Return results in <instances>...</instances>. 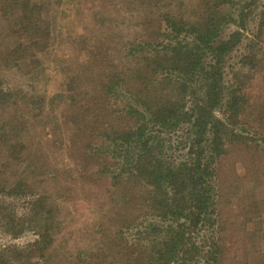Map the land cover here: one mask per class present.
Here are the masks:
<instances>
[{
	"label": "trees",
	"instance_id": "16d2710c",
	"mask_svg": "<svg viewBox=\"0 0 264 264\" xmlns=\"http://www.w3.org/2000/svg\"><path fill=\"white\" fill-rule=\"evenodd\" d=\"M127 1L133 7L139 6L138 12H143L144 18L138 27L151 30L152 36L147 37L144 30V35L135 39L130 51L142 57L138 62L129 64L128 73L116 72L117 76L104 86L105 101L111 97L123 98L120 109H117V104L110 106L112 114L118 115L114 122L121 124H111L107 135H104L101 128L102 111L94 112V125L97 126L95 136L103 137V140L104 136L107 137L103 144L105 152L102 148L96 149V154L106 157L105 174L114 183H133L138 189V181L147 180L148 185L156 184L160 195L156 200L149 192L150 200L137 206V199L128 201L127 194L126 213L123 210L122 214H125L118 216V224L123 225L118 234L123 233L121 241L123 247H127L125 260L128 264H200L198 261L203 258V264H224L220 165L231 153L232 146L251 143L259 147L264 142V135L257 134L263 129L254 133L262 137L254 138L249 131L236 128L243 125L240 118L247 111L245 101H248V97L243 87H237V83L243 84L245 81L237 72L228 85L225 74L228 68H235L236 65L230 63L235 54L241 55V68L258 72L264 67V2ZM45 3L46 0H0V20L11 26V34L8 32L0 38V108L9 103L8 93L3 88V72L26 65L27 60H34L31 63L35 67L39 63L36 58L51 41L52 21L45 11ZM143 6L145 9H142ZM258 7L259 12L255 10ZM256 18H259V34L246 37L243 31H247ZM232 26L235 30L224 36L225 30ZM13 37L15 40L11 39ZM10 39L14 42H10ZM259 45L260 48L256 49ZM132 66H143V69L132 70ZM145 71L151 72L150 75L145 77ZM131 87L135 89L130 90ZM127 99L130 104H124ZM95 104L102 102L95 99ZM79 111L75 127L69 131L73 148L78 137H84L85 128H89L80 108ZM127 121L129 124L125 125ZM75 132H78L77 135ZM175 134L181 136H176L173 141L171 137ZM166 135L172 143L178 142L183 150L188 151L185 162L178 166L166 164L163 152L159 150L164 145L162 140ZM4 138V130H0V143L5 145L0 152V156L5 155V159L0 161V173L6 177L10 169L19 168L26 162L25 157L31 148L28 140H25L27 138L15 141ZM66 178H61L62 186L56 190L59 199ZM34 183L40 185H31L28 180L17 181L12 189L29 196L38 195L37 192L42 189L47 194V190L41 188L45 182ZM2 189H6L5 184H0ZM42 197L34 200L33 209L40 214V220L35 215L31 219L35 227L44 225V232L32 244V251L24 256L13 254L15 261L29 259L37 252L45 259L50 252L52 229L57 224L44 214ZM139 210V216L143 210L150 216L162 212L165 216L158 217L164 228L154 225L150 227L152 231L141 230L136 224L138 217H131L133 212ZM168 215H172L171 218H167ZM154 231L160 236L152 239L151 232ZM206 232V239L198 240ZM112 245L122 247L116 238ZM0 262L4 264L1 259Z\"/></svg>",
	"mask_w": 264,
	"mask_h": 264
},
{
	"label": "rangeland",
	"instance_id": "374dc122",
	"mask_svg": "<svg viewBox=\"0 0 264 264\" xmlns=\"http://www.w3.org/2000/svg\"><path fill=\"white\" fill-rule=\"evenodd\" d=\"M138 8L127 0H46L45 11L52 21L53 35L48 47L36 58L39 63L34 67L31 63L34 60H27L26 65L3 72V88L9 103L0 108V130H4L7 141L27 138L31 148L23 165L10 169L6 177L0 173V184L6 186L0 190V259L4 264L11 261L12 264H128L127 247L121 241L123 233L118 234L123 226L118 224V216L126 213L127 194L128 201L137 199L135 205L139 206L150 200L149 192L156 200L160 192L156 184L148 185L147 180H139L136 189L133 183H114L105 174L106 157L97 155L96 149L102 148L105 152L103 144L107 137L103 140L95 136L94 112L102 111L104 135L111 124H121L114 122L118 115L112 114L110 106L117 104L120 109L123 98L111 97L105 101L104 86L117 76L116 72L128 73L129 64L142 57L130 51L135 39L142 37L144 30L147 37L152 36L151 30L138 27L144 18ZM255 10L259 12L260 8ZM258 22L256 18L243 31L246 37L259 34ZM9 27L8 22L0 20V38L8 32L11 34ZM234 30L233 26L226 29L224 36ZM239 56L234 55L230 63L236 66L233 70L228 68L225 74L228 85L237 72L245 81L237 83V87H243L248 97L247 111L240 118L243 125L236 128L249 131L254 138L260 137L254 133L263 129L257 134L264 135V67L258 72L241 68ZM137 68L140 67L132 66V70ZM150 73L143 74L147 77ZM95 99L102 104H95ZM124 104H130L129 100ZM79 108L89 128H85L84 137L79 136L73 148L69 131L74 129L75 118L80 116ZM128 124L127 121L125 125ZM176 136L181 135H172L173 141ZM162 143L159 150L166 164L178 166L185 162L188 151L178 142L172 143L166 135ZM0 145L2 152L5 145ZM4 159L3 153L0 161ZM64 176L67 178L59 199L56 190L62 186L60 181ZM24 180L31 185L45 182L41 188L48 195L43 189L36 196L12 189L15 182ZM219 190L224 264H264V142L259 147L251 143L232 146L231 153L220 165ZM40 196L44 199V214L57 224L52 229V247L45 259L37 252L29 259L15 261L13 254L24 256L32 251V244L44 232V225L35 227L31 219L35 215L40 220L38 211L33 210L34 200ZM140 211L133 212L131 217H138L136 224L141 230L152 231L150 227L154 225L164 228L158 217L165 216L162 212L150 216L143 210L139 216ZM151 234L152 239L160 236L156 231ZM207 234L200 235L198 240H205ZM115 238L121 248L113 247ZM198 262L203 264L205 260Z\"/></svg>",
	"mask_w": 264,
	"mask_h": 264
}]
</instances>
